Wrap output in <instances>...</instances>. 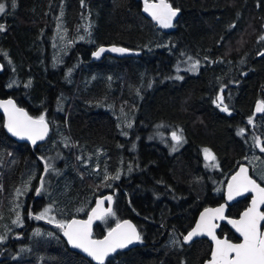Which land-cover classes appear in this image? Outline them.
Masks as SVG:
<instances>
[{
    "label": "trees",
    "instance_id": "1",
    "mask_svg": "<svg viewBox=\"0 0 264 264\" xmlns=\"http://www.w3.org/2000/svg\"><path fill=\"white\" fill-rule=\"evenodd\" d=\"M168 1L180 10L170 33L141 0H0V98L51 125L33 148L7 135L0 112V264H93L55 224L85 218L108 192L115 218L97 223L94 237L131 218L142 243L106 264H203L209 241L181 239L199 212L224 200L240 162L264 185L254 171L264 164V113L255 114L264 101V0ZM103 45L130 55L92 61ZM188 59L199 61L196 73L178 69ZM169 130L183 139L174 148ZM44 207L55 222L35 218ZM219 234L238 240L226 224Z\"/></svg>",
    "mask_w": 264,
    "mask_h": 264
},
{
    "label": "snow or ice",
    "instance_id": "2",
    "mask_svg": "<svg viewBox=\"0 0 264 264\" xmlns=\"http://www.w3.org/2000/svg\"><path fill=\"white\" fill-rule=\"evenodd\" d=\"M15 6L13 0V7ZM6 5L0 2V13L5 12ZM144 11L148 12L151 17L164 28L172 27L173 18L180 11L179 8H173L168 0H156L149 2L144 0ZM0 25V30H3ZM264 40V36L260 38ZM112 52H127L128 49L112 47ZM105 49L99 48L93 53V56L99 57ZM264 55V53H261ZM199 61L192 64V70L195 71ZM223 96L217 97L218 105H223ZM0 108L4 109L7 115V128L16 136L27 137L33 144L37 140H43L48 132V122L42 114L33 118L28 115L22 108H17L12 100L0 101ZM227 112L226 105L222 108ZM257 112L264 113V102L257 105ZM249 123H252L251 118ZM131 125H129L130 127ZM243 132V130H241ZM172 139L179 143L182 136L177 132H172ZM264 151V148L261 149ZM205 159L215 161V155L207 148L204 149ZM218 166V165H211ZM45 166V171L48 170ZM119 179V175L113 177ZM107 179V177H106ZM40 190L37 189V192ZM255 193L251 200L250 206L240 215L238 220H229L236 231L242 237V242L232 243L228 239H219L216 236L215 229L217 225L213 223L216 219H226L224 216L225 205H220L215 209H205L200 215V220L196 227L184 237V241H190L193 236L198 234H207L215 242V247L211 253V259L207 264H264V231L261 230L262 222H264V211L260 210V206L264 205V187H261L256 180L248 175V169L241 167L240 170L232 176L228 184V200H232L235 196L244 193ZM112 197H105L97 200L96 207L92 209L86 221L71 220L69 222H60L57 226L64 230V235L68 238V242L74 247L82 249L89 256L104 264L105 257L117 249L125 248L135 241L141 240V235L137 231L136 226L130 221L118 222L115 228L109 230L108 235L102 240L92 239L91 225L94 219H103L107 215H115L111 207L104 208V200L111 201ZM50 208H45L41 213L36 215V219H44L50 212ZM17 217V222L19 221ZM52 222V221H49ZM4 237L0 236V240Z\"/></svg>",
    "mask_w": 264,
    "mask_h": 264
},
{
    "label": "water",
    "instance_id": "3",
    "mask_svg": "<svg viewBox=\"0 0 264 264\" xmlns=\"http://www.w3.org/2000/svg\"><path fill=\"white\" fill-rule=\"evenodd\" d=\"M141 1H142V12H143V14H144L148 19H150L154 24H156V26H157L158 29H160L162 32H165V33H170V32H172V31L175 30V28H176V24H175V23H176V21H177L178 18H179L180 11L178 12L177 16L173 18V21H172V25H173V26L170 27V28H164V27H163L162 25H160L157 21H155V20L151 17V15H150L148 12H145V11H144V0H141ZM149 2H156V0H149ZM168 3H170V2L168 1ZM170 4H171V3H170ZM172 7H173V6H172ZM173 8H175V7H173ZM114 46H115V47H119V48H125V49H128V48H126V47L118 46V45H103V46H100V47H98L97 49H95V50L92 52V54H91V55H92V59H93V61H98V60H100L105 54H111V55H114V56H116V57H126V56L130 55V50H129V49H128L127 52H124V53H120V52H112L110 49H111L112 47H114ZM101 47H103V48L105 49V51H104L103 53H101V55H100L99 57H95V56H93V53L96 52V51H98V49L101 48ZM2 71H3V65H2V63L0 62V73H1ZM6 100H12V101L15 103V106H16L17 108H22V109H24V111L27 112L29 116H31V117H33V118H36V117L32 116V115L28 112V110H27L26 108L19 106L15 99H13V98H11V97L0 98V101H6ZM261 102H264V101H261V100H260V101H258V102L256 103V106H255V114H256V115L262 114V112H257V111H256L257 105H258L259 103H261ZM0 112L4 115V130H5V132L7 133V135H8L9 137H11L12 139H14V140H16V141H18V142H26V143H28L31 147L35 148V147H37L38 145L44 143V142L47 140V138L49 137V135H50V132H51V125H50V123L48 122V120H46V121L48 122V132H47V135L45 136V138H44L43 140H37L36 143L33 144L32 141L29 140L27 137L16 136V135H14L12 132H10V131L8 130L7 126H6V125H7V115H6V113L4 112V109H3V108H0ZM171 136H172V135H171ZM241 167H245V168H247V169H248V175H249L252 179L256 180V182H257L261 187H264V185L261 184V183H260V182H259V181H258L253 175H252V170H251L250 165H249L248 163H246V162H240L239 165H238V167H237V170H236V171H235V172L229 177V179H228V181H227V183H226L225 190H224V201H222L221 203L216 204V205H208V206L204 207V208L199 212V214H198V216H197V219H196V222H195L194 226H193V227H192V228H191V229H190L185 235H183L182 238H181L184 244H188V245H189V244H192L194 241H196V240H198V239H207V240L209 241V243L212 245V249H211V253H212V250H213L214 247H215V242H214V241L211 239V237H209L207 234H198V235H196V236H193V238H192L190 241H187V242L184 241V237L187 236V234H188L189 232H191V231L196 227L197 222L200 220V215H201L202 212H204L205 209H215V208H218L220 205H225L224 216L226 217V219H216V220L213 221V223H215V224L217 225V227H216V229H215L216 236H217L219 239H228V240L231 241L232 243H240V242H242V237H241L240 234L236 231L235 227H234L232 224L229 223V220H233V219L238 220V219L240 218V215H241V214H242V213H243V212H244V211L250 206V204H251V200H252L253 196L255 195V193H251V192H249V193H244L243 195L235 196L232 200H228V184H229V182L231 181L232 176H234V175L240 170ZM109 196L112 197L111 201L109 202L108 200H104L103 207H104V208L111 207L112 210H114V197H113V194H112V193L108 192V193H104V194H102V195H100V196H98V197L96 198L93 207L90 209V211L88 212V214H87V216H86L85 218L73 217V218H71L69 221H71V220H73V219H75V220H81V221H86V220L88 219L89 214H91L92 209L96 207V202H97V200H102V199H104L105 197H109ZM248 196L250 197L249 204H248V206H247V207H246V208L240 213V215L237 216V217L229 216V215H228L229 207H230L231 205H233L235 202H237V201H239V200H241V199H244V198H246V197H248ZM260 210H261V211H264V205H261V206H260ZM125 220L130 221L133 225H135L137 231L140 233L139 228L137 227V225H136V223L134 222V220L131 219V218H123V219L119 220L118 222H123V221H125ZM69 221H68V222H69ZM101 221H102V219H94V220L92 221L91 231H92V239H94V240H102V239H104V237L108 235L109 230L112 229V228H115L116 225H117V223H118V222L115 223V224H114L109 230H107L106 233L104 234V236H102V237H94V228H95L96 224H97V223H100ZM57 224H58V223L55 224L56 227H58ZM222 224H226V225H227V226H228V227L234 232V234L237 236V238H238L239 240H238V241L231 240V239H229L226 235H224V236H220V234H219V230H220ZM58 228H59V227H58ZM59 229L61 230L62 237H63V239L65 240V242L67 243V245H68V247H69L70 250L75 251V252H77V253H79V254L85 256V257L88 258L93 264H99L98 261H96L95 259H93V258H92L91 256H89L86 252H84L82 249L77 248V247H74L72 244H70V243L68 242V238L64 235V230L61 229V228H59ZM261 230L264 231V222H262ZM140 235H141V233H140ZM141 243H142V238H141L140 241H135V242H133L132 244H129V245H128L127 247H125V248L117 249L115 252H112V253H110L107 257H105L104 264H106V262H107V260H108L109 257L115 255L117 252H119V251L130 250V249L134 248L135 246H137V245H139V244H141ZM210 259H211V254H210V258L207 259L203 264H207V262H208Z\"/></svg>",
    "mask_w": 264,
    "mask_h": 264
},
{
    "label": "rangeland",
    "instance_id": "4",
    "mask_svg": "<svg viewBox=\"0 0 264 264\" xmlns=\"http://www.w3.org/2000/svg\"><path fill=\"white\" fill-rule=\"evenodd\" d=\"M73 42V41H72ZM74 42H75V40H74ZM193 63H195V61L193 60V62H192V60L191 59H188L186 62H184V63H181V65H180V67L178 66V69L180 68V69H182V68H187V69H189L188 71L190 72H193V73H196V71H198V69H199V67H196V70L195 71H193L192 70V64ZM119 106H121V111L122 112H124L125 111V106H124V104H122V103H120V105ZM172 132H177V134L178 135H181V133L180 132H178V131H173V130H169L168 131V134H169V136L171 137V134H172ZM183 140V139H182ZM182 140L179 142V143H177L176 141H174L173 139H172V137H171V147L172 148H174L175 146H177L178 144H180L181 142H182ZM208 149V148H207ZM212 153H213V151L211 150V149H209ZM214 154V153H213ZM208 161V163H212V161H209V160H207ZM254 171H255V174L262 180V181H264V164L262 163V162H258L257 164H256V167H255V169H254ZM45 208H50V207H44L43 209H41L40 210V213L45 209ZM51 209V208H50ZM108 216H111V215H107V216H105L103 219H102V222H106L107 220H108ZM46 219H50V220H52L53 219V221H54V216H53V214H52V212H51V210H50V212L48 213V215L45 217ZM110 218H115V216H111V217H109V219ZM119 221V220H118ZM55 222V221H54Z\"/></svg>",
    "mask_w": 264,
    "mask_h": 264
},
{
    "label": "flooded vegetation",
    "instance_id": "5",
    "mask_svg": "<svg viewBox=\"0 0 264 264\" xmlns=\"http://www.w3.org/2000/svg\"><path fill=\"white\" fill-rule=\"evenodd\" d=\"M92 54V53H91ZM108 57H107V56ZM129 56V55H128ZM127 57V56H126ZM123 57H116V56H114V55H111V54H105L100 60H98V61H95V62H100V61H107L108 59H114V60H116V59H122ZM90 59L93 61V59H92V55H90ZM183 76V75H182ZM225 190V189H224ZM113 197H114V195H113ZM224 201V200H223ZM114 207H115V198H114ZM230 208V207H229ZM114 211V210H113ZM237 237V236H236ZM239 240V239H238ZM237 240V241H238ZM183 242V241H182ZM212 249V248H211ZM210 258V257H209Z\"/></svg>",
    "mask_w": 264,
    "mask_h": 264
},
{
    "label": "bare ground",
    "instance_id": "6",
    "mask_svg": "<svg viewBox=\"0 0 264 264\" xmlns=\"http://www.w3.org/2000/svg\"><path fill=\"white\" fill-rule=\"evenodd\" d=\"M73 154V153H72Z\"/></svg>",
    "mask_w": 264,
    "mask_h": 264
}]
</instances>
